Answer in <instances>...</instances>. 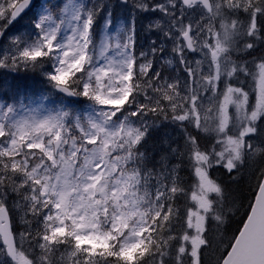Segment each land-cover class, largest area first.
<instances>
[{"label": "snow or ice", "instance_id": "6c2138e0", "mask_svg": "<svg viewBox=\"0 0 264 264\" xmlns=\"http://www.w3.org/2000/svg\"><path fill=\"white\" fill-rule=\"evenodd\" d=\"M0 70V264H264V0H0Z\"/></svg>", "mask_w": 264, "mask_h": 264}, {"label": "rangeland", "instance_id": "374dc122", "mask_svg": "<svg viewBox=\"0 0 264 264\" xmlns=\"http://www.w3.org/2000/svg\"><path fill=\"white\" fill-rule=\"evenodd\" d=\"M129 13H131V6H129ZM123 16L124 13H121ZM31 17V13H29V16L27 18H23L21 22H19L15 27L13 28V31L16 29H19L22 25L26 24L28 20ZM153 17L150 14H138L136 15V30L137 33H140V37L144 38L143 41L137 40V44L139 45H145L146 42H150L152 39H155V35L150 34L149 32L146 31L147 25L149 23V20L152 19ZM141 28V29H140ZM147 38V40H146ZM170 47V45H169ZM2 76L4 77V80L9 81L8 79L14 75H18V73H7L5 70H0ZM23 71H21L22 73ZM49 92V88L47 85V82L45 84V81H43V84L40 86V91L39 89L36 90L35 94L33 92H28L25 94V102H28V98H31V101L33 102V106H35L36 103L40 102V98L47 94ZM60 100L56 96H49V99L44 101L45 106L47 107H55L57 103Z\"/></svg>", "mask_w": 264, "mask_h": 264}, {"label": "trees", "instance_id": "16d2710c", "mask_svg": "<svg viewBox=\"0 0 264 264\" xmlns=\"http://www.w3.org/2000/svg\"><path fill=\"white\" fill-rule=\"evenodd\" d=\"M137 40H139V41H143L144 40V38H141L140 37V33H137ZM28 73L30 74L31 77L34 78L35 83H36V87L39 88L43 84V81H44V77L41 76V74L39 73V71H37L35 73L34 72H24V73L23 72L22 73L20 72V73H18V75L12 76V78L13 77H16L17 78L16 82H18V83H20V84H22L24 86L25 84H28V79L26 77V74H28ZM12 78H11V81H12ZM57 98L59 100L63 99L62 97H57ZM169 131H171V129H169ZM173 135H175V134H173ZM213 175L214 176H217V175H219V172H213ZM232 227L234 228V227H236V225L233 224Z\"/></svg>", "mask_w": 264, "mask_h": 264}]
</instances>
